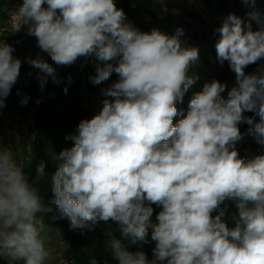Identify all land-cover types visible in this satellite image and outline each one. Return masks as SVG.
Returning <instances> with one entry per match:
<instances>
[{
  "label": "clouds",
  "instance_id": "9594fccd",
  "mask_svg": "<svg viewBox=\"0 0 264 264\" xmlns=\"http://www.w3.org/2000/svg\"><path fill=\"white\" fill-rule=\"evenodd\" d=\"M202 1L206 19L187 14L196 27L167 18L150 34L127 23L114 0H23L11 13L14 30L30 24L28 35L55 64L79 57L81 75L94 85L111 77L113 85L104 96L84 87L102 111L78 101L91 120L66 136L74 146L55 157L43 195L14 152L0 147V259L49 264L56 232L66 247L82 235L89 253L106 243L111 263L91 264H264V155L252 146L255 139L264 150V0H236L240 9L227 12L218 0ZM189 38L195 48L183 46ZM7 42H0V109L22 64ZM27 62L40 70L41 90L49 77L65 94L69 83L78 89L72 67L56 77L44 59ZM45 167L37 165V179ZM226 200L235 204L228 224ZM153 204L163 208L157 218ZM64 264L79 263L64 256Z\"/></svg>",
  "mask_w": 264,
  "mask_h": 264
},
{
  "label": "trees",
  "instance_id": "16d2710c",
  "mask_svg": "<svg viewBox=\"0 0 264 264\" xmlns=\"http://www.w3.org/2000/svg\"><path fill=\"white\" fill-rule=\"evenodd\" d=\"M149 1V0H148ZM156 1V0H153ZM169 1V0H168ZM23 0H0V19H5L8 17V9L11 7H19ZM117 9H122L126 14V22L131 23L135 28L139 29L143 33H151L149 25L147 23L148 17L156 22L158 26H161V22L164 18L161 15L166 16L167 13H152L151 10H142L141 4L142 0H114ZM169 6V2L167 3ZM47 7V5H44ZM218 7L221 12H227L232 9L239 10L240 5L236 0H218ZM188 15H193L192 11H187ZM147 15V18H142V16ZM15 58L21 60V71L32 70V66L26 61L27 58H19L13 55ZM86 65H91L90 59H86ZM73 71H67V73H72ZM64 75V71L61 72ZM94 75L91 72V77ZM61 76V75H60ZM60 84V83H59ZM49 83L45 85L44 89L41 90L40 83L31 82L29 84H22L17 82L8 97H12L14 103L12 108L15 112H19L18 117H22L26 125L29 127L27 135L25 138L24 146L26 147V152H28L27 147L30 149V157L24 164V170L28 173L30 180L35 183L38 188L40 195L44 194L52 185L51 177L52 174L57 170L58 159L55 157L59 156L64 147L72 148L74 142L66 139V136L76 134L78 125L83 120H91L88 115V109L85 108L79 101L76 94V89L70 83L68 86V91L65 94L64 84ZM60 86V87H59ZM64 91H62L61 89ZM88 90H93L92 82L85 86ZM21 92L22 95H17V92ZM24 95L29 97L27 105H23L18 108V103L21 101ZM71 96L72 98H70ZM72 99L71 103L65 107V99ZM37 100L41 102L38 104ZM252 146L257 147V156L264 155V150L256 143L255 139L252 140ZM9 143L8 137L5 139V144ZM245 154H249V151H244ZM245 159H251L249 155L244 156ZM40 162H44L45 176L37 179L36 177V167ZM49 198L47 196L46 200ZM49 202V201H48ZM226 203V204H225ZM225 204V205H224ZM222 205L226 208V215L223 218L228 224L233 222L232 215L234 214L231 208L235 207V204L231 201H225ZM153 216L157 218L158 214L163 210L162 206L153 204ZM41 215L44 220L45 214ZM218 215V214H216ZM48 223L47 216L44 223ZM71 243L66 247L64 256L70 261L75 260L79 264H91L93 258L97 260H107L111 263L107 253V246L104 243L101 246V252L94 250L92 253L87 251L86 239L80 234H72ZM131 251V250H130ZM114 260V259H113ZM0 264H7V261L0 259ZM117 264L119 262L117 261ZM162 264H167V262H162Z\"/></svg>",
  "mask_w": 264,
  "mask_h": 264
},
{
  "label": "rangeland",
  "instance_id": "374dc122",
  "mask_svg": "<svg viewBox=\"0 0 264 264\" xmlns=\"http://www.w3.org/2000/svg\"><path fill=\"white\" fill-rule=\"evenodd\" d=\"M170 6L163 0L153 1V0H143L142 11L145 12V9L151 10L152 13H167L166 16L161 15L162 18L167 19L171 18L177 24L181 23H188L191 26H197V20L189 17L185 11L188 9L190 11H194L202 16L204 19L207 18V14L209 13L208 7L202 0H169L168 1ZM19 7H11L8 9V17L5 19H0V42L8 41L7 44L13 46L15 51L13 54L19 58H37L40 57L44 59L46 62L51 64L56 70V77L60 76L57 72L61 68L65 67H72L76 75H71L74 80L79 79L78 82V89L77 97L83 103L85 107L91 110V112L95 115H98L103 108L102 100L95 99V95L90 92H86L84 87L88 83H91L86 75H81L84 69L82 68V62L78 57L77 60L71 65H57L54 61H52L51 57L43 52L40 47L38 46L37 38L34 36L28 35L29 26L30 24H24L21 26L19 31H15L12 22H10V15ZM22 18L17 20L15 23L20 24L22 23ZM149 27L154 30H161L158 28V24L151 20L148 17L147 21ZM212 24L209 21L205 22V31L209 32L212 29ZM172 36L174 34H167ZM183 42V46L188 48H195V45L191 38L189 39H181ZM92 62L97 66L99 63L94 56H90ZM26 60V59H25ZM27 61V60H26ZM115 65V61L112 62ZM40 70L36 69L32 66V70H25L20 71V75L18 77L17 82L22 84H29L31 82L40 83L37 79L38 75H40ZM118 79H120L119 75L113 73ZM111 77L107 80L102 82L99 85H94L93 87L95 91L104 96L102 94V90H106L113 85L111 81ZM49 82H53V78H48ZM73 80V81H74ZM111 98V97H109ZM114 99V98H111ZM14 100L12 97H7L6 99V107L0 109V147L9 148L12 150L16 156L18 162L22 163L23 165L29 159L30 149L27 147L28 152H26V147L24 146L25 138L28 131V126L26 122H24L22 117H18L19 112H15L12 105ZM23 105L18 103V108H21ZM20 114V113H19ZM8 137L9 143L5 144V139ZM45 239V231L43 233ZM50 238H53L50 250H51V260L49 264H64V250L66 248V243L63 241V238L58 233H50ZM46 242V241H45ZM47 246V245H46Z\"/></svg>",
  "mask_w": 264,
  "mask_h": 264
}]
</instances>
